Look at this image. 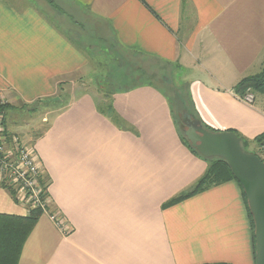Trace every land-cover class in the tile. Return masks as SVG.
I'll return each instance as SVG.
<instances>
[{"label":"crops","instance_id":"crops-1","mask_svg":"<svg viewBox=\"0 0 264 264\" xmlns=\"http://www.w3.org/2000/svg\"><path fill=\"white\" fill-rule=\"evenodd\" d=\"M52 2L81 40L112 42L141 64L173 67L205 126L233 131L248 142L247 153L258 151L264 97L248 105L233 89L263 67L264 0ZM88 47L29 1L0 0V104L32 114L70 90L42 132L25 130L24 140L5 124L32 149L50 201L17 264H254L236 181L161 208L191 189L207 163L182 144L157 85L107 97L83 84L95 71ZM108 101L111 117L100 112ZM28 210L0 187V215L26 217Z\"/></svg>","mask_w":264,"mask_h":264},{"label":"trees","instance_id":"trees-1","mask_svg":"<svg viewBox=\"0 0 264 264\" xmlns=\"http://www.w3.org/2000/svg\"><path fill=\"white\" fill-rule=\"evenodd\" d=\"M166 67V66H164ZM141 69V67H139ZM142 70V69H141ZM143 71V70H142ZM144 72V71H143ZM172 81V80H171ZM166 76H163L161 85H157L159 90L166 96L170 104V112L172 118L180 129V140L183 145H185L188 150L196 157L202 159L207 163V170L204 175L192 186L191 189L185 191L176 197L170 199L162 205V209L169 208L182 201L206 190L207 188L218 186L222 183L229 181H235L231 171L227 164L221 159H204L202 158L194 149H192L184 137L182 132L181 118L183 114L187 113L191 116L192 120L198 122L201 127L209 132H215L205 126L194 111L193 104L190 101V96L188 92V87L181 82H171ZM247 89H251L254 93L264 95V63L260 72L254 76L246 77L242 79L233 89L234 93L242 97ZM127 89H118V92L127 91ZM112 92L111 94H114ZM109 95V97L111 96ZM49 103V102H48ZM7 105H0V114L3 115L5 121V114L8 110ZM102 114H107L110 117L114 114L111 106V102L108 101L102 104L100 109ZM237 136L240 140V145L243 151H248V142L241 138L237 133L233 131H228ZM254 142L258 147L264 143V133L257 137ZM242 191V190H241ZM244 203L246 200L243 193H241ZM28 215L26 217H17L10 215H0V264H17L24 242L28 238L29 234L36 225L38 218L43 214L39 209L28 210ZM249 222L253 234V222L252 218L248 212ZM254 244V239H253Z\"/></svg>","mask_w":264,"mask_h":264},{"label":"rangeland","instance_id":"rangeland-1","mask_svg":"<svg viewBox=\"0 0 264 264\" xmlns=\"http://www.w3.org/2000/svg\"><path fill=\"white\" fill-rule=\"evenodd\" d=\"M28 1L34 4V7L38 11L53 16V20L59 23V26L63 28L64 32L74 36L76 40H79L80 43L86 44L89 46L88 48L90 50L94 51V63L91 65L95 71L91 73V78H87L85 81H82V83H90V85L93 86L92 90H94L95 94L97 93L99 96L104 94V96L109 97L113 91L118 90L123 86V88H131L140 83H150L159 86L162 83L163 76H166L170 81L172 80L171 82L175 80L173 77L175 69L173 67H164L160 65L150 66L146 64L147 62L141 64L140 59L136 57H126L119 50H116L112 42H109L108 44V42L103 41L95 43L94 41L81 40L78 29L73 30V25L64 24V21L58 18V16L61 17L58 13L59 10L54 6L55 4L53 2L51 3V0H27V2ZM149 66L150 68H147ZM139 67H141L144 72ZM181 75L183 74L176 70L175 77L180 81L183 79ZM60 92L55 97V100L58 99V101L53 100L50 102L49 100V103L46 102L45 107H41L40 104L35 105V113L30 114L26 110L7 112L5 124L7 123V126L11 128L12 131L24 134V140L28 137V135L25 134L26 131H29L32 134L42 132V130L50 124V121L57 113V110L61 108V105H59V99L68 96L70 90L65 88L62 93ZM246 95H252L253 98H255V96L264 97V95L254 93L251 89L245 91L243 96ZM41 118H44L45 122H41ZM12 122L13 124L11 125L10 123ZM254 152L258 155L257 150Z\"/></svg>","mask_w":264,"mask_h":264},{"label":"water","instance_id":"water-1","mask_svg":"<svg viewBox=\"0 0 264 264\" xmlns=\"http://www.w3.org/2000/svg\"><path fill=\"white\" fill-rule=\"evenodd\" d=\"M54 99L50 100L52 102ZM55 101H58L56 99ZM184 137L190 147L204 159H221L240 186L253 222L254 264H264V167L253 153L242 150L240 140L231 132H209L182 116Z\"/></svg>","mask_w":264,"mask_h":264},{"label":"built area","instance_id":"built-area-1","mask_svg":"<svg viewBox=\"0 0 264 264\" xmlns=\"http://www.w3.org/2000/svg\"><path fill=\"white\" fill-rule=\"evenodd\" d=\"M248 105L254 101L252 95L242 96ZM1 105V104H0ZM264 167V145L258 148L256 155ZM40 166L29 145L6 129L4 117L0 114V187L4 188L16 203L29 210L48 211L47 185L41 180ZM66 233L61 219L51 218Z\"/></svg>","mask_w":264,"mask_h":264}]
</instances>
